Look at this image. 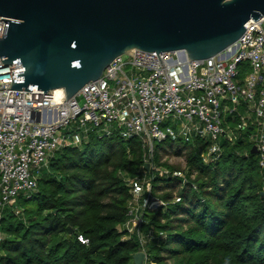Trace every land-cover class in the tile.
<instances>
[{
    "label": "built area",
    "instance_id": "2783aa9c",
    "mask_svg": "<svg viewBox=\"0 0 264 264\" xmlns=\"http://www.w3.org/2000/svg\"><path fill=\"white\" fill-rule=\"evenodd\" d=\"M2 19L7 18L0 16V38L6 25ZM159 56L145 51L122 55L98 79L99 88L90 82L69 100L54 91L11 89L12 64L3 65L0 56V221L5 208L17 203L21 194L31 198L37 192L38 180L56 152L77 144L76 135L82 134L81 140L92 131L106 138L138 137L142 143L150 167L147 170L144 164L135 177L122 174L131 197L127 219L117 231L123 241L137 240L144 264H157L149 247L157 231L145 230L147 212L169 205L155 194L154 179L178 177L182 186L199 187L197 172L189 174L187 162L178 171L157 163V144L200 137L208 144L201 158L211 164L223 155V139L233 142L241 130L253 127L250 142L258 148L264 172V17L250 20L243 36L212 58L189 61L183 50ZM227 116L233 123L239 120L235 128ZM179 200L175 196L172 203ZM5 237L0 224V247ZM78 238L89 243L82 235ZM3 255L0 250V258Z\"/></svg>",
    "mask_w": 264,
    "mask_h": 264
},
{
    "label": "trees",
    "instance_id": "16d2710c",
    "mask_svg": "<svg viewBox=\"0 0 264 264\" xmlns=\"http://www.w3.org/2000/svg\"><path fill=\"white\" fill-rule=\"evenodd\" d=\"M253 132L249 127L233 142L223 139V155L211 164L201 158L208 144L200 137L156 145L158 164L178 171L162 162L163 155H184L199 186H182L178 177L154 179L155 194L169 202L164 210L147 212L145 230L157 231L149 244L157 264H264V173L251 152ZM144 164L138 137L92 131L56 152L37 192L31 198L21 194L5 208L0 264H134L137 240L123 241L117 231L131 197L122 174L135 177ZM175 196L180 200L172 203Z\"/></svg>",
    "mask_w": 264,
    "mask_h": 264
},
{
    "label": "water",
    "instance_id": "95a60500",
    "mask_svg": "<svg viewBox=\"0 0 264 264\" xmlns=\"http://www.w3.org/2000/svg\"><path fill=\"white\" fill-rule=\"evenodd\" d=\"M0 16L11 89H63L69 100L90 82L98 86L122 55L183 50L194 61L222 53L250 20L264 17V0H0ZM251 152L258 154L256 145ZM144 259L143 252L133 257L134 264Z\"/></svg>",
    "mask_w": 264,
    "mask_h": 264
},
{
    "label": "rangeland",
    "instance_id": "374dc122",
    "mask_svg": "<svg viewBox=\"0 0 264 264\" xmlns=\"http://www.w3.org/2000/svg\"><path fill=\"white\" fill-rule=\"evenodd\" d=\"M245 76H246V73L242 71V74L240 75L241 82H244ZM230 123L237 125L239 123V120H237L235 123H233L232 121ZM75 133H78V131L75 132ZM81 135H76L75 136L77 141H78L77 144H79V142H80L79 140H80V136ZM162 162L171 164V165L179 168V170H183L185 168L186 160H185L184 155H176L175 153H171L168 156L163 155ZM161 193H162V191H159V194H161Z\"/></svg>",
    "mask_w": 264,
    "mask_h": 264
},
{
    "label": "bare ground",
    "instance_id": "6f19581e",
    "mask_svg": "<svg viewBox=\"0 0 264 264\" xmlns=\"http://www.w3.org/2000/svg\"><path fill=\"white\" fill-rule=\"evenodd\" d=\"M54 92L57 94V96H61L64 94V90L63 89H57V90H54Z\"/></svg>",
    "mask_w": 264,
    "mask_h": 264
}]
</instances>
